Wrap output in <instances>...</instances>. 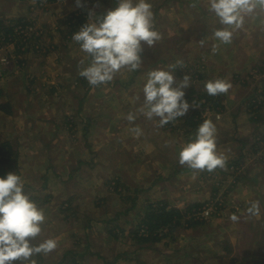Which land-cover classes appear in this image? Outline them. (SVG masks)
<instances>
[{
  "label": "crops",
  "instance_id": "obj_1",
  "mask_svg": "<svg viewBox=\"0 0 264 264\" xmlns=\"http://www.w3.org/2000/svg\"><path fill=\"white\" fill-rule=\"evenodd\" d=\"M35 1L37 0H0V25L25 19L33 26L35 22L30 18L32 14L26 10L29 8L27 4L34 5ZM38 1L42 2V5L45 2L52 3L54 8L63 9L61 11L65 16L75 14L76 19L83 14L89 15L90 12L96 14L102 9L109 10L116 4V0L112 2L80 0L79 3L77 0ZM149 2L154 13V29L161 38L152 47L143 45L142 64L139 69L132 72L123 69L112 81L91 86L79 75L80 70L87 66L89 59L80 50L79 45L69 42L70 50L63 52L60 48L62 43L55 40L52 52H61L55 60L59 65L58 69L51 68L52 64H49L51 57L48 59L41 57L39 66H34L41 76L50 73L47 77L52 85H38L35 89L26 87L28 93L25 98L17 96L18 106L14 107L12 97L19 93L14 90L20 88L17 86L18 81L28 80L33 83L39 74L28 71L32 65L29 60L28 69H21L24 66V61L21 60L19 66L12 70L15 74L12 73L11 76L9 74L5 79L4 84L9 89L4 90V94L9 98L10 104L8 102L4 104L9 109H0V117L4 116V135L0 133V136H4V141L10 143L15 154L11 160L14 170L11 168L8 170L7 167L6 175L13 172L18 174L24 182L25 192L44 210L46 220L41 225L42 232L32 243L37 244L48 238L57 241V247L53 251L48 254H35L32 259L36 264H166V260L179 262L181 251L192 247L199 252L196 254L190 252L186 264H199L205 260L210 261V264H264V164L254 166L253 163H248L252 158L250 155L264 154V150L259 148L253 152L254 145L250 146L254 144L260 131L264 130V108L262 113L258 112L255 117L251 111L248 112L251 98L257 90L252 91L253 96L249 98L244 94L240 82L238 83L236 79L238 76L235 75L238 73L244 77L243 71L249 70L255 62L247 55L250 49L242 48L241 50L245 52L243 59L226 65V61L222 64V60H225L223 57L218 60L222 64L220 67L213 65L214 57L210 54V47H207L214 42L209 36L210 32L203 33L197 42L203 43L201 46L209 51L207 54L210 56L205 63L208 74L201 76L203 79L201 82L225 79L232 85L227 93L222 94L221 111H213L208 118L217 129V151L226 157V162L233 161L234 157L239 156L237 162L244 160L248 163L246 172L238 179L239 185L232 189L230 200L233 203L224 209L226 212L232 210L231 215L235 213L238 216L239 219L235 222L239 228L234 233L233 225L227 228V224L222 221H213L211 225L221 232L219 236L217 230L211 229V232L194 234L193 229L206 225L188 226L185 222H179L174 232L166 233L164 239H167L164 241L161 238L140 242L137 239L139 237L135 236V230L146 219L151 204L164 205L167 210L177 209L183 212L188 207L197 206L204 201L200 196L201 178L198 180L202 171L193 170L186 164L180 165L178 162L180 145L185 142L178 135V131L194 135L199 125L197 124L193 131H186V126L177 118L160 127L158 118L149 120L139 110L144 103L142 87L148 72L167 70L173 72L177 82L183 79L174 71V63L166 52L173 49L169 43L172 37L176 40L174 49L177 56L179 44L184 45L186 42L188 33L185 28L186 21L183 19L184 12L186 11L191 20L198 16L205 20V16L212 14L208 9V0H149ZM103 3L110 4L105 7ZM170 3L176 5L180 11L177 12V19H182V22L177 20L176 28L171 27L168 21L163 23L157 20L161 17L168 19ZM188 3H192L191 14L187 11ZM53 15L56 16L54 19L64 26L62 29L66 30L68 26L71 29L75 28L72 18L67 17L66 24L62 21V13ZM258 15L254 21L261 17ZM77 20L86 24L82 18ZM247 21L248 19L246 24H250ZM247 27L243 31L244 36L255 32L253 29H246ZM192 34L191 30L190 35ZM21 45L15 50L13 46L8 48V59L2 56L6 52H0V61L4 67L10 69L11 65H15L11 59L12 50L17 58L25 54L26 49H23L28 45L24 43ZM205 52L203 54H206ZM260 60L261 58L258 61ZM56 97L63 102H57ZM114 98H118L120 104L122 102L124 106H130L128 114L132 113L136 117L138 112L134 121L127 119L124 124V127L132 130L140 127L139 134L129 149L123 148L124 139L119 135L120 148L116 150V143L113 142L114 133H110L114 127L111 126V130L104 126L108 123L105 119H110L120 111V108H114L113 105V108L108 110L105 108L101 112L96 109L97 107L102 110L101 105L104 101L106 99L113 101ZM229 124L233 125L234 135H239L238 138L232 136L229 139L225 134H218V131L226 132ZM14 132L18 135L13 136ZM123 135L126 140L129 138V135ZM235 144L237 146L233 147ZM121 157H126L125 161L120 160L118 163ZM261 160L264 161V157ZM114 180H119L116 191L110 187ZM188 187L191 188L190 191ZM214 189L207 198L217 196L214 197L218 187ZM45 196L48 199L42 202L40 199ZM252 202H258L259 205V213L255 216L247 212ZM227 215L229 216L228 213L225 214ZM119 232H124V235H119ZM236 240L241 241V244L243 242L242 248L241 245L237 246ZM196 243L202 244L196 246ZM202 245L204 248H201ZM219 245L223 249L221 252L216 249L220 247ZM153 259L155 261L150 263ZM12 264L27 262L17 260Z\"/></svg>",
  "mask_w": 264,
  "mask_h": 264
},
{
  "label": "clouds",
  "instance_id": "obj_2",
  "mask_svg": "<svg viewBox=\"0 0 264 264\" xmlns=\"http://www.w3.org/2000/svg\"><path fill=\"white\" fill-rule=\"evenodd\" d=\"M208 8L225 26L214 31V38L220 44H230L233 33L243 28L247 16L264 13V0H208ZM89 15V22L73 33L72 40L89 58L79 75L91 86L112 81L123 69L129 72L139 69L143 45L152 47L161 38L154 29L149 0H116L115 7L103 15L92 12ZM189 86L187 75L177 82L172 71L152 70L142 87L144 103L139 111L149 120L158 118V125L163 127L189 111L184 92ZM204 87L208 95L217 96L227 93L232 85L225 79H214ZM127 119L134 121L136 117L129 113ZM134 131L139 134V129ZM216 132L211 119L203 120L194 135L180 145L179 164L208 172L224 168L226 157L217 151ZM247 212L257 215L258 202H252ZM230 219L239 218L232 214ZM45 220L44 210L25 192L18 174L0 177V264L17 260L36 264L32 259L35 254L53 251L57 247L55 239L32 243L41 234Z\"/></svg>",
  "mask_w": 264,
  "mask_h": 264
},
{
  "label": "rangeland",
  "instance_id": "obj_3",
  "mask_svg": "<svg viewBox=\"0 0 264 264\" xmlns=\"http://www.w3.org/2000/svg\"><path fill=\"white\" fill-rule=\"evenodd\" d=\"M107 2H112V0H106ZM104 6L106 7L107 5H109L110 3H103ZM192 3H188V12L189 14L192 13L193 8H191ZM28 5V10H26V12L31 13L32 16H30V18L32 20H34V25L32 27H27L28 30H30L31 32L29 33V36L27 38V46H25V48L23 50H25V54L21 57V58H17L14 51L15 48H19L20 46H22L21 44L26 43L24 41V39H21L22 35L17 34L16 29H21L22 27V22L26 21L21 20L19 22H6L5 25L1 24L0 27H3L0 29V31L2 33H0V43H1V47H0V52H6L3 53L2 56L4 57V59H8L7 57H9L7 55V53H9L8 48L13 46V50L11 51L12 55V62L13 64H15L14 66L11 65L10 69H7L6 67H4V64L2 65L1 61H0V71H3V78L0 80V106H4V104L6 102L9 103V98L6 97V95L4 94V90L9 89L7 86H5L4 83H6L5 79L8 78L9 74L10 76L12 75V70L14 67L19 66L18 64H20L21 60H23V67L22 68H26V70L28 69L29 62L32 63L31 65V69H29L28 71H33L34 73H38V79L35 80V82L31 83L30 81L27 80V82H23V81H18L17 86L20 87L19 89H14L16 90V92H19L16 94L15 97H12V104L14 107L18 106V99L17 96H26V94L28 93L27 88L29 89H35L38 87V85H43V84H48V85H52L53 83L49 81L48 76H50L49 72L48 74H44V76H41L40 72H36V66H39V62H41V57L48 59L49 57H51V61L49 64L51 65V68H56L58 69L59 65L56 63V58L59 57L58 54H61V52H52V47H54V41H58L60 43H62V47L60 46V48H62V51L65 52L67 49L70 50L68 44L69 42L71 44H77L75 41L72 40V35L73 33L76 31H78L84 24L80 21H78L74 16H72L71 14H69V16H65L64 12H62L59 9L54 8V5L52 3H48L45 2L44 5H42V2L40 1H35L34 5L32 4H27ZM32 5V6H30ZM24 6V4H23ZM169 15H168V19H165V17H161L157 20H159L160 22L163 21L166 22L168 21V23L171 25V27L176 28L177 24L175 26V23H177V20H180V22H182V19L178 18L177 19V12H180L179 10H177V6L174 5L173 3L169 4ZM183 10V7H181ZM209 9V8H208ZM107 10L106 9H102V11L99 13H96L95 15L100 16L103 15ZM210 12V11H209ZM57 13H62V21H65L66 24H68V18H72V20L75 23V28L71 29L70 26H68V29H62L64 28V26L56 19H54L53 14H57ZM212 16H205V20H203L202 16H198L196 17V19H189V17L186 14V11L184 12V16L183 19L186 21V31L188 33V36H186V42L184 45H180L179 44V52H178V56L176 54V50L174 48H176V40H174L175 38H171L170 39V47H173V49L169 52V51H165L166 53H169V59L172 60V63H174L173 65V69H175L174 71L179 74L180 78L182 79L185 75H187L189 77V83L190 86L188 88L185 89L186 92V100L189 102L190 104V108L189 111L187 112L186 115H184L182 118H178V120L181 121V123L183 124V126L185 125V121L193 116V114L195 112H197V110H199V107H201L200 109H204L202 106H198L196 104L197 99L199 98V95L201 94H207L206 90H205V83L206 82H201L202 79V75L207 76L208 73H206V67H205V63L206 60L208 61V58L210 57L209 54H207L206 48L201 45H203V43H197L200 36L205 33V32H210L211 34L209 35L210 37H212L214 39V42L207 45V47H210V54L212 55V57H214V59H212V63L213 65H219L218 67H220L223 64V61H226V65H230L233 64V61H239L241 59H243L245 56V52L242 51V48H249L250 50L248 51L247 55L249 57L250 60L254 61L255 63L253 65L250 66L249 70H245L243 72H245L243 75L244 77L238 73H235L236 76L240 77V79H238V77H236L239 85L241 86L242 90L244 91V94L248 95L249 98L253 95L252 91L255 92V89L257 90V93H255V95L251 98V102L248 106V112L251 111L250 113L253 114V117L258 115V112H260L259 114L262 113V109L264 108V58L262 59V57H264V14L259 13V15H261V17L257 18L255 21L253 20L254 18H256V15H250L247 16L245 18V22H244V26L242 29H238L233 33V39H232V44L230 43L229 45L226 44H220L217 40H215L214 38V31L219 29V28H223L224 25H221L218 21V18L215 16V14L213 12H211ZM80 15V14H79ZM258 15V16H259ZM29 16V15H28ZM59 16V15H58ZM49 17V18H48ZM42 18V19H41ZM41 19V20H40ZM82 19L84 21H86L85 23L89 22L90 19V15L88 14H83L82 15ZM248 19L247 23L250 24H246V20ZM29 20V19H27ZM253 20V21H252ZM4 21V19H3ZM2 23V22H1ZM77 24V25H76ZM196 24V25H195ZM246 24V25H245ZM180 26V25H178ZM198 26H202L199 27ZM248 26L246 29H253L255 32L253 34L244 36L245 33H243L245 27ZM78 28V29H76ZM10 29V30H9ZM10 31V33L8 34L7 31ZM69 30V31H67ZM173 30V28H172ZM191 30L193 32L192 35H190ZM242 30V33H241ZM54 32H59L58 34H54ZM187 35V34H186ZM241 35V36H240ZM66 46V47H65ZM27 48H29V50H27ZM12 49V48H11ZM183 49V50H182ZM206 51V52H205ZM76 52V51H75ZM206 54H203V53ZM68 53V51H67ZM29 55V56H27ZM33 55V56H30ZM70 55V54H69ZM225 57V60H222V64L219 63V58H223ZM231 58V59H230ZM261 58L260 61H258ZM235 59V60H234ZM20 60V61H19ZM22 66V65H21ZM35 66V67H34ZM244 70V69H243ZM5 71H8L5 73ZM56 71V70H55ZM247 72V73H246ZM15 74V73H13ZM29 74V73H28ZM43 78V81H42ZM51 78V77H50ZM206 79V77H205ZM31 80V79H30ZM56 81V80H55ZM54 81V82H55ZM3 82V83H2ZM195 82H201L200 84H196ZM237 83V84H238ZM5 88V89H4ZM191 90L195 91V94L190 95ZM8 91V90H7ZM21 93V95H20ZM249 93V94H248ZM25 94V95H23ZM209 98L212 100L211 102H216V100H220L221 104H222V94L217 95V96H209ZM57 102L62 103L63 101L59 98L56 97ZM104 100V99H103ZM10 104V103H9ZM114 105V108H120V111L114 115H112L110 117V119H105L108 123L104 126L108 127L111 129V126L114 127V129L112 131H110V133H114V137H113V142L116 143L115 149H119L120 148V144H119V135L124 139V146L123 148L129 149L132 148V142L135 140V138L137 137V133L132 130L131 128H126L124 127V124L128 121L127 120V116H128V109L130 108V106H124V104L121 102H119L118 98H114V100L112 101L111 99H106V101H104V103L101 105L103 108L102 110H99V108L96 109L98 112L103 111L105 108H113L112 106ZM44 106H46L44 104ZM76 107V106H75ZM210 107H214L213 104L209 103L206 108L203 110L204 112L208 111L210 109ZM216 108V107H215ZM202 111V112H203ZM1 113V112H0ZM212 113V112H211ZM211 113H207L202 115V118H200L199 120V124L202 123L203 120L208 119L211 115ZM138 115V112L136 113V117ZM198 120V119H196ZM114 124V125H113ZM198 124V125H199ZM131 125V124H130ZM179 126V125H178ZM186 128L185 130L190 131L191 128L188 125H185ZM229 129L225 132L223 131H218L220 135L225 134L226 138H232V136L234 135V131H233V125H228ZM140 128V127H139ZM138 128V129H139ZM119 130V131H118ZM118 131V132H117ZM264 130L260 131L261 133L256 136V141L254 140V144L252 143L250 146H253V152L256 149H261L264 150ZM116 132V133H115ZM0 133L2 135H4V116L0 117ZM13 136H17L18 133L14 132L12 133ZM123 134H127L129 135V138L126 140ZM0 136L1 139L4 140V136ZM178 135L183 138L185 141H187L190 137H192L193 135L187 134L184 131H178ZM236 138L239 137V135L235 136ZM219 140H221L220 138H218ZM237 146L236 144L233 146L235 147ZM249 146V147H250ZM239 154V153H238ZM237 154V155H238ZM237 157H234V159H232L233 161L230 162H226V165L224 168H217L212 172H208L206 170H201L202 171V175L198 178L199 180V187L200 190H202V194L200 196H202V201L199 205H197V207H188L187 210L183 211L184 214H186L185 217L179 219L178 222L182 223L185 222V225H195V220H199L200 222L202 221V225H206V226H199L197 229H193L192 233L194 234H199L201 232H206V231H210L211 230H217L214 231L216 233H218V236L221 234V232L218 231V228L211 225V222L213 221H222L224 224H227V228L229 225H233V231L234 233L237 232V229L239 228L236 224L235 221H232L230 219L231 216V212L227 210L224 211V209L227 208V206L230 203H233L232 200V194H233V190L234 188H236L239 183L238 179L240 178L241 175H243L248 167V163H253L254 166H256L257 164H264V161H262L261 159L264 157V154L258 153L256 155H250L249 157H252L249 159L248 163H246V161H242L240 160L239 162H237ZM255 157H258L255 159ZM126 157H121L117 162L119 163L120 160L121 161H125ZM261 158V159H260ZM237 160V161H236ZM256 161V162H255ZM246 168V169H245ZM14 173V172H13ZM15 174V173H14ZM116 181H112L111 182V188L114 189L113 191H116L115 189L118 188V184L116 183ZM237 183V184H236ZM236 184V185H235ZM114 185V186H113ZM235 185V186H233ZM218 187V191L216 189V194L214 195L215 198H213L212 196H210L209 198L208 195L211 193L212 191L215 190L214 188ZM191 188L188 187V191H190ZM185 191V190H184ZM187 194V193H185ZM207 198V199H206ZM47 196H45L43 199H40L42 202L47 200ZM207 204H212L213 210L215 212L216 209V214L213 215L212 218H210L209 220L207 219H201L202 217H199V213L200 211L203 210L204 207L207 206ZM226 207V208H225ZM228 213L229 216H225V214ZM235 214V213H234ZM210 222V223H209ZM206 223H209L208 225ZM200 225V224H198ZM176 230V229H175ZM173 230V232L175 231ZM240 230V229H239ZM141 231H139L138 236L135 234L136 237H143L140 234ZM211 232V231H210ZM213 232V231H212ZM247 233V232H245ZM124 235V232H119V235ZM143 234V233H142ZM235 235V234H233ZM126 236V235H125ZM172 236V235H170ZM167 239V238H165ZM163 238L162 241L165 240ZM140 240V239H138ZM153 240V239H152ZM151 240V241H152ZM140 242H144L142 240H140ZM236 244H238L237 246L241 245V248L243 247V242L241 244V241H237L236 240ZM202 243H196L197 245H200ZM220 247L216 248L218 252H221L222 246L219 245ZM201 248H204L203 245L201 246ZM254 249H256V247H254ZM150 252H152V250H149ZM234 253H236L235 250H233ZM190 252L193 253H197L199 251H195L192 247H187L185 249H183L181 251V260L179 262H168L167 260L165 261L166 264H186V261L188 260V254ZM204 253H202L203 255ZM155 261V259L151 260L150 263H153ZM184 261L185 263L181 262ZM199 264H210V261L205 260V262H201Z\"/></svg>",
  "mask_w": 264,
  "mask_h": 264
},
{
  "label": "trees",
  "instance_id": "obj_4",
  "mask_svg": "<svg viewBox=\"0 0 264 264\" xmlns=\"http://www.w3.org/2000/svg\"><path fill=\"white\" fill-rule=\"evenodd\" d=\"M78 18H82V15H80ZM22 26L27 27L31 26L30 23L24 21L21 23ZM0 33H2L0 31ZM7 33L9 34L10 31L8 30ZM22 39V38H21ZM27 44V41L26 43ZM195 94L194 90H191L190 95ZM210 95L208 94H201L199 95V98L197 99L196 104L198 106H202L204 109L206 106L211 103L214 107H210V109L206 112H204V109L197 110L193 114V116L189 117L185 121V125H188L191 130L195 128L197 124H199L200 118H202V115L211 113L213 111L220 112L221 111V102L220 100H216V102H211L212 100L209 98ZM216 107V108H215ZM1 110H7L9 109L7 105L0 106ZM203 111V112H202ZM198 119V120H196ZM12 157H15V154L12 150V147L9 142L4 141L0 137V177L6 176V170L12 169L14 170V166L11 164ZM8 167V168H7ZM7 168V169H6ZM118 183L119 180H114ZM197 207V206H195ZM148 215L146 219L142 222V224L135 230V234L138 235L139 231L145 229V232H143V237L137 238L144 242H147L151 239L154 240H160L161 238H164L166 236V233H171L173 230H175L179 226V219L186 216L182 211L177 209L167 210V207L164 205H150V208L147 210ZM195 225L202 224L203 222L199 220H195ZM147 234V235H144Z\"/></svg>",
  "mask_w": 264,
  "mask_h": 264
},
{
  "label": "built area",
  "instance_id": "obj_5",
  "mask_svg": "<svg viewBox=\"0 0 264 264\" xmlns=\"http://www.w3.org/2000/svg\"><path fill=\"white\" fill-rule=\"evenodd\" d=\"M22 28L21 29H16V32L17 34L19 35H22L21 38L25 40H27L28 36H29V33L31 32L30 30H28L27 27H32V26H27V27H24V26H21ZM26 42V41H25ZM0 47H1V43H0ZM3 78V71H0V80ZM213 205L212 204H207L206 207L203 208L202 211H200L199 213V217H202L201 219H207L209 220L210 218L213 217L214 214H216V209H215V212L213 210ZM215 208V207H214ZM198 220V219H197ZM143 232H145V229L143 228V230H141L140 234L143 236ZM144 235H147V234H144Z\"/></svg>",
  "mask_w": 264,
  "mask_h": 264
}]
</instances>
